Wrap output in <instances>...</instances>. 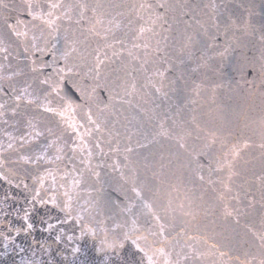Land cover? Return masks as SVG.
I'll use <instances>...</instances> for the list:
<instances>
[{"label":"snow or ice","instance_id":"snow-or-ice-1","mask_svg":"<svg viewBox=\"0 0 264 264\" xmlns=\"http://www.w3.org/2000/svg\"><path fill=\"white\" fill-rule=\"evenodd\" d=\"M219 8L215 0L202 6L187 0H0V124L20 133L5 130L7 142L0 141V181L8 186L0 195V264H17L15 255L19 264H86L80 260L87 255L86 238L97 254L92 264H231L233 257L192 225L194 188L186 185L198 183L195 199L203 202L208 195L225 220L239 224L245 214L236 190L242 185L235 183L242 176L240 164L251 148L264 157V92L258 115L242 117L245 129L259 133L256 143L240 130L239 117L233 131L229 116L237 114L216 103L222 83L211 87L215 108L203 115L192 108L185 115L187 81L170 77L175 61L183 65L184 58L202 62L192 72L219 71L209 61L223 64L236 50L237 37L228 40L234 28L259 45L264 87V19L257 35L250 15L242 25L228 16L225 43L217 45ZM210 28L216 32L210 34ZM198 46L203 54L197 57ZM204 89L201 81L191 91L200 97ZM170 90L179 101L174 112L133 104L137 97L147 104L153 94L168 99ZM125 107L134 108L139 119L124 116ZM133 120L138 125L147 120L155 129L135 146L127 134ZM151 145H160L153 162L133 159L138 148ZM258 179L264 209V174ZM113 181L114 191L99 195ZM255 205L254 197L248 200L247 208ZM178 215L191 220L178 225ZM253 235L259 256H237L239 264H264V231Z\"/></svg>","mask_w":264,"mask_h":264},{"label":"water","instance_id":"water-1","mask_svg":"<svg viewBox=\"0 0 264 264\" xmlns=\"http://www.w3.org/2000/svg\"><path fill=\"white\" fill-rule=\"evenodd\" d=\"M9 3H12L13 0H8ZM14 2L18 3L19 0H14ZM66 3H76L77 0H65ZM88 3H93L94 0H87ZM102 3H125V4H134L137 3L138 0H101ZM188 3L191 4H199L203 5L209 2V0H187ZM215 2L220 5L218 9V15L221 19V31L219 33V39L215 41L217 45H222L225 43V37L223 35L224 32V24L223 22L227 19L228 16L232 15L234 19H236L237 24H243L244 20L251 16V21L253 25L258 30L260 28L262 19H264V0H215ZM211 15V10H205ZM201 18L205 21L208 20V15H201ZM184 19H188L184 17ZM172 23V21H170ZM175 27V25H174ZM179 27H184L181 23ZM216 32L215 29L210 28V34H214ZM235 35L237 37L238 42L234 44L235 51L223 61L221 64L217 59L209 61V64L212 67L219 68V71H212L210 68L202 67L196 72H192V68H196L198 63H202L197 60L195 57L192 60L184 58V64H179L178 61H175L176 68L173 73H170V77L175 79L178 76H183L187 81V88L184 93L185 100L184 103L187 104V109H185V115L188 114V111L192 108L197 109V114L203 115L204 113H208L211 109L216 107V104L212 103V92L211 87L215 83H222L224 85L223 88L217 89L216 92V103L220 105H224L225 107L230 106L231 109L237 114V116H229V119L233 120V131H236V122L238 119V124L240 130L246 135L252 136V139L259 143V133L253 134L244 128V119L242 118L244 114H247L249 117H255L258 115L260 111L261 105V92H264V87L261 86V78L259 75L260 72V51L259 45L256 44L255 38L246 37L242 32H237L234 28L229 29L228 32V40L232 41V37ZM255 44V47L253 46ZM207 51V50H204ZM203 54V51L198 49L196 51V56H200ZM252 60L254 67L249 66L247 59ZM47 59H51V57H47ZM26 63V61H25ZM16 62L13 61V66H15ZM62 65V61H61ZM151 69L152 66L150 65ZM242 68V71L238 69ZM255 81V84L247 83V81ZM204 81L205 89L201 92L200 97H195L192 93L191 89L194 87L195 83H200ZM183 85V81L180 82ZM145 92H151L152 90L145 89ZM149 100L147 104L137 97L133 104L139 103L142 107L146 109H156L157 111H169L174 112L176 109L177 100L176 95L170 90L169 98L162 99L157 94H153L151 97H146ZM189 99H198L200 103L198 105L188 104ZM157 105L160 107L157 108ZM124 116H128L129 119L137 116V112L134 108L125 107V111L123 112ZM9 123H12V120L9 117ZM251 122L250 120L248 121ZM121 123H126L123 120V116L121 117ZM117 128L124 133L125 129L117 125ZM128 133L132 135V144L135 146L136 141L140 140L144 141V135H148L149 139L151 138V133L155 130L151 123H148L145 120L141 124H137L136 120H133L131 124L127 125ZM139 129V131H138ZM7 130L12 132L14 135H19L20 133L16 132V130L8 125L0 124V141L7 142V137L4 135V131ZM122 144L127 141L121 138ZM162 144L166 142L161 141ZM160 151V145H151L149 148L141 149L138 148L136 150V154L133 156V159L139 160L141 163L144 162V158L147 157L148 162H153V156L156 155L158 158V153ZM247 154L245 156L246 162H241L240 169L242 171V176L237 178L236 185L242 187H237V191L240 192L241 199L243 201V207L245 208V214L239 217V224L235 223L232 218H228L225 220L222 216L219 206H213L212 202L209 200L208 195H205V200L199 201L195 199V197L200 195L199 184L195 185L188 184L187 188H194L193 195V204L191 210L196 214V220H192L191 223L193 226L198 227L201 234L209 237L211 242H217L221 246V250L227 251L233 260L231 264H239V261L235 260V257H240V259L245 258L246 253H251L259 256V241L253 235V231L259 233L264 231V209L261 207V182L258 179L262 174H264V157L261 156L260 149L258 147L251 148L246 150ZM5 155H8L7 153ZM165 156L167 153L165 152ZM122 160V157H121ZM99 161V157H96L93 160V165H95ZM165 164H167V159H165ZM79 166V161H76ZM108 163H111V159L108 160ZM11 166V165H10ZM70 167V166H69ZM103 171H109L108 169H104ZM116 174H113L115 176ZM30 183V181H29ZM7 185L0 181V195L3 194L4 190L7 189ZM104 192L100 193L101 196H107L108 193L113 192L116 187L115 182H111L110 184H104ZM18 193L19 190H13ZM184 188L181 189V198H183ZM83 195L86 197L87 192H84ZM93 195H98L96 192H93ZM255 198L256 205L254 208H247L248 200ZM232 204H235V201H232ZM211 208L212 211H208ZM208 212L205 215V212ZM185 220H191V217H182L178 215L177 224H181ZM253 231H250L249 229ZM37 239H43V234L37 232L34 234ZM87 242L83 245L84 251L87 255L81 254L80 260L85 261L86 264H92L94 260L97 259V254L92 251L91 248V240L86 238ZM19 242V238H18ZM183 238H180V243L183 244ZM2 247H0V251H2ZM179 250V249H177ZM15 259L17 264H19L20 256L15 255ZM69 259H71V255L69 253ZM225 260L228 257L224 258Z\"/></svg>","mask_w":264,"mask_h":264}]
</instances>
